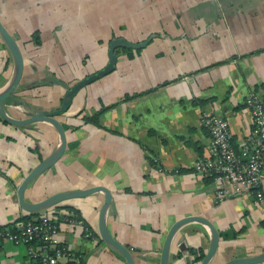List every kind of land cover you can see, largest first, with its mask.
<instances>
[{"label":"crops","instance_id":"obj_1","mask_svg":"<svg viewBox=\"0 0 264 264\" xmlns=\"http://www.w3.org/2000/svg\"><path fill=\"white\" fill-rule=\"evenodd\" d=\"M0 24L22 56L12 98L30 113L60 105L66 88L49 79L71 86L103 68L111 39L149 38L141 49H116L113 71L80 89L56 118L64 150L26 186V200L107 188L105 226L134 264H157L167 230L185 216L204 217L218 233L208 264L264 250V200L256 202L249 191L215 202L213 182L192 170L207 156L203 116L224 119L235 146L251 128L245 99L254 96L264 108V0H0ZM13 74L0 41V90ZM5 108L24 117L10 102ZM58 145L46 123L17 129L0 122V226L26 215L17 185ZM257 190L264 197V176ZM102 200L94 192L66 201L69 210H41L31 218L55 219L56 241L79 255V264H127L98 236ZM62 214L82 220L91 236ZM209 240L205 225L181 224L170 239L168 264H185L176 256L179 243L181 255L190 256V249L205 252ZM28 262L24 245L1 242L0 264Z\"/></svg>","mask_w":264,"mask_h":264},{"label":"built area","instance_id":"obj_2","mask_svg":"<svg viewBox=\"0 0 264 264\" xmlns=\"http://www.w3.org/2000/svg\"><path fill=\"white\" fill-rule=\"evenodd\" d=\"M244 105L251 117V128L235 146L224 119L205 115L200 120L209 136L207 156L194 161L192 170L213 182L215 202L249 191L253 192L256 202L264 200L257 190L264 176V108L254 96L247 97ZM19 110L24 112L22 108ZM62 218L67 223L80 225L85 236H91L79 218L67 214ZM57 230L56 220L47 215L18 218L0 227V244L9 241L24 245L28 264H79L81 257L56 241Z\"/></svg>","mask_w":264,"mask_h":264},{"label":"water","instance_id":"obj_3","mask_svg":"<svg viewBox=\"0 0 264 264\" xmlns=\"http://www.w3.org/2000/svg\"><path fill=\"white\" fill-rule=\"evenodd\" d=\"M0 41L8 50L14 65V74L10 81V83L3 89L0 90V120L2 123L9 125L13 128H24L32 124L36 123H46L50 125L58 135L59 145L57 148L47 157L41 159L36 164H34L30 170L23 176L19 184L16 188V199L18 206L21 210L26 212V214H34L41 210H61L65 209L68 205L65 204L66 201L73 198H80L86 195L92 194L94 192H102L103 200L98 209L97 215V233L100 239L114 248L117 252L121 254V256L125 259L127 264H134L133 258L129 252V250L120 244L116 239L112 237V235L107 230L104 223V213L109 206L111 194L107 190V188L102 186H91L84 189H75V190H67L56 192L45 198H42L37 201H28L24 197V190L26 186L33 180L38 174L49 168L53 165L62 155V152L65 147V135L62 126L57 121V117L61 114L65 113L73 99V97L78 93L80 89L84 86L100 79L101 77L109 74L113 71L116 62V49H127V50H138L143 48L149 41V38L138 42V43H130L125 39L118 37L111 39L107 45L106 51V64L100 70L94 72L91 75L77 81L71 86H67L66 84L56 81L54 79H49V82H55L62 87L66 88L60 105L51 111H36V112H23V118H13L6 113V104L10 102L11 107L19 108L20 103L13 100V94L16 91V88L20 82L21 74H22V56L19 50V47L14 39L0 24ZM58 213V212H57ZM188 221H197L203 225H205L210 232V240L208 247L205 252L202 253L201 256L194 255H184L181 253L185 250L184 245L179 243L177 245L178 252L176 254L177 257H182L183 262L185 264H193L198 262V264H208L215 258L217 242H218V233L212 224L201 216H185L174 221L169 229L166 232L164 237L159 259L157 264H168V248L172 234L174 231L183 223ZM264 262V250L258 254L252 256H244V257H233L226 259L218 264H262Z\"/></svg>","mask_w":264,"mask_h":264},{"label":"trees","instance_id":"obj_4","mask_svg":"<svg viewBox=\"0 0 264 264\" xmlns=\"http://www.w3.org/2000/svg\"><path fill=\"white\" fill-rule=\"evenodd\" d=\"M125 51H127V50H125ZM128 51H129V50H128ZM100 113H101V111H97L96 114H95L94 117H93V120H95L96 117H97ZM0 122H2V121L0 120ZM66 208L69 210V207H66ZM32 215H35V213H34V214H26L25 216H23V217H21V218H22V219H29V218H31ZM0 227H1V226H0ZM189 252H190L192 255L196 256V257L202 255V252H201L200 249H195V250L190 249Z\"/></svg>","mask_w":264,"mask_h":264}]
</instances>
